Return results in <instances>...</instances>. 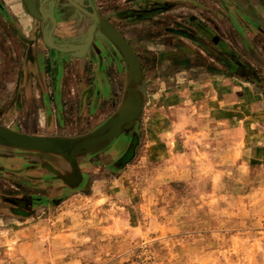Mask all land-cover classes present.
<instances>
[{"label":"rangeland","instance_id":"obj_1","mask_svg":"<svg viewBox=\"0 0 264 264\" xmlns=\"http://www.w3.org/2000/svg\"><path fill=\"white\" fill-rule=\"evenodd\" d=\"M135 1L152 7L134 14ZM4 2L12 9H0V126L27 134V123L8 114L20 96L16 68L30 51L80 55L102 35L132 72L118 45L90 25L105 20L96 6L115 9L109 14L121 21L112 27L138 68L130 82L118 79L102 121L35 126L34 136L66 155L0 141V264H264V159L224 139L227 125L200 106H166L158 95L145 102L181 70L208 78L226 69L264 92V0ZM65 6L79 8L77 24H66ZM131 98L137 118L123 119Z\"/></svg>","mask_w":264,"mask_h":264},{"label":"crops","instance_id":"obj_2","mask_svg":"<svg viewBox=\"0 0 264 264\" xmlns=\"http://www.w3.org/2000/svg\"><path fill=\"white\" fill-rule=\"evenodd\" d=\"M136 2L133 3L134 7L130 8L134 10V14H141L152 7L150 3L144 1ZM65 8L61 7L60 10H64L59 12L63 17L69 16L64 20L66 24L71 26L77 24L83 16L79 8L77 6ZM102 8H105V5ZM102 8L96 6V10L105 17L106 22L117 28L121 20H116L117 16L109 14L115 9ZM0 9L8 12L12 8H9L4 0H0ZM81 9L85 11L84 8ZM17 11L18 6L15 12ZM68 13L70 15H67ZM11 16L16 26L22 23L19 11ZM91 20L90 25H93L94 19ZM98 20L103 21V18ZM118 31L124 37V33ZM104 41L102 35L94 36V44L80 55L75 51H30L27 61L16 68L15 87L20 96L17 97V102L11 108L8 117H15L16 122L27 123L26 132L33 135L35 126L45 121L58 124L63 121L69 122L73 117L80 119L84 116L87 123H95L111 115L113 102H116L114 94L119 85L118 79L121 77L130 82L134 76L128 69L125 72L121 69L120 61L113 52L108 51L110 49L106 50ZM178 75L181 76L176 78L174 84L161 81L155 88L157 91L152 93V98L145 99V102L151 100L157 102L155 97L158 95L160 102L166 106L174 104L173 106L181 109L187 108L188 104L194 109L200 106L210 115L217 116L220 123L227 125L224 139L244 143L243 148L249 150L252 157L264 159L262 89L254 88L251 81L241 77L235 78L234 74L228 73L226 69L213 72L208 78L187 76L183 70L177 72L176 76ZM168 89L172 91L171 98L165 93Z\"/></svg>","mask_w":264,"mask_h":264},{"label":"water","instance_id":"obj_3","mask_svg":"<svg viewBox=\"0 0 264 264\" xmlns=\"http://www.w3.org/2000/svg\"><path fill=\"white\" fill-rule=\"evenodd\" d=\"M95 26L101 27L103 34L109 37L111 40H113L118 45L125 60L129 64L132 72L135 73V70L138 68V60L134 52L130 48L129 44L127 43V41L123 38V36L120 35V33L116 31L106 21L104 20L99 21L97 16H94V23L92 25V28ZM92 37L93 35L91 34L90 41ZM138 102L140 101L138 100ZM136 106L138 107V104H137V100H135L134 98H131L130 100H126L120 112L121 116H123V119L124 118L129 119L130 116L132 117L137 116V113L135 111ZM123 119H117L115 121L117 124L116 127H114L115 131L118 130V128L123 125ZM0 141L12 143V144H19L22 146L30 147L33 149H39V150H51V151L62 152V149H63L62 146L58 144L52 138L49 139V138H45L41 136L28 135L25 133H20V132L8 129L3 126H0ZM62 154L66 155V151L63 150Z\"/></svg>","mask_w":264,"mask_h":264}]
</instances>
